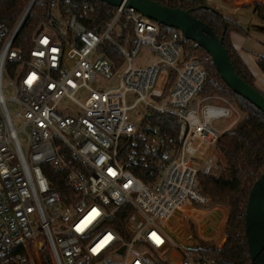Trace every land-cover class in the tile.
Returning a JSON list of instances; mask_svg holds the SVG:
<instances>
[{
  "label": "built area",
  "instance_id": "obj_1",
  "mask_svg": "<svg viewBox=\"0 0 264 264\" xmlns=\"http://www.w3.org/2000/svg\"><path fill=\"white\" fill-rule=\"evenodd\" d=\"M31 1L12 29L0 22V264H43L46 249L53 264H218L208 245L226 239L227 214L199 176L220 169L229 128L215 123L237 110L203 93L208 73L186 58L182 32L134 8L96 19L54 0L24 50L15 41Z\"/></svg>",
  "mask_w": 264,
  "mask_h": 264
},
{
  "label": "trees",
  "instance_id": "obj_2",
  "mask_svg": "<svg viewBox=\"0 0 264 264\" xmlns=\"http://www.w3.org/2000/svg\"><path fill=\"white\" fill-rule=\"evenodd\" d=\"M54 0H36L33 9L21 29L15 46L24 50L30 48L31 37L40 23L49 16V5ZM170 8H180L190 12L195 18L212 28L223 44L236 73L247 84L258 90L255 78L242 61L230 41V31L243 33V28L234 20L216 10L204 8L201 0H152ZM30 0H0V22L12 29L21 17ZM73 9L80 10L88 5L92 9L88 16L96 19H107L114 7L98 0H72ZM253 13L264 20V5L254 2L248 5ZM226 26V28L224 27ZM90 29L95 25L89 22ZM164 31L168 28L163 26ZM172 31V30H170ZM184 52L187 59H195L206 69L208 81L205 95H221L238 103L244 113L243 119L230 131L222 134L218 141V149L225 159V172L219 175L201 174L200 190L211 205H222L228 209L225 223L226 241L222 247L209 246L208 252L218 264H251V257L245 231V212L254 183L264 172V113L247 100L237 96L225 84L218 74L210 55L193 42L186 40ZM258 66L264 72V57L258 59ZM154 123L161 131L173 133L176 129L175 120L170 116L155 117ZM43 264H53L48 250L43 251Z\"/></svg>",
  "mask_w": 264,
  "mask_h": 264
},
{
  "label": "water",
  "instance_id": "obj_3",
  "mask_svg": "<svg viewBox=\"0 0 264 264\" xmlns=\"http://www.w3.org/2000/svg\"><path fill=\"white\" fill-rule=\"evenodd\" d=\"M35 0H32L33 3ZM114 8H134L142 16L158 24L182 32L189 40L207 52L225 84L237 96L247 100L264 113V95L247 84L236 73L223 39L210 26L180 8L163 6L152 0H98ZM206 9L214 10L208 6ZM226 28V26L224 25ZM245 231L251 264H264V172L254 183L245 212ZM224 245V244H223Z\"/></svg>",
  "mask_w": 264,
  "mask_h": 264
},
{
  "label": "rangeland",
  "instance_id": "obj_4",
  "mask_svg": "<svg viewBox=\"0 0 264 264\" xmlns=\"http://www.w3.org/2000/svg\"><path fill=\"white\" fill-rule=\"evenodd\" d=\"M201 1L204 2L206 6H208L210 8H213L214 10H216V11H218L220 13H224L225 12L226 15H229L231 13L232 8L229 7L227 4H225L224 0H201ZM254 1L260 2L261 4L264 5V0H254ZM257 19L258 20H256L254 22L256 24L252 23L251 28L255 29L256 31H260L261 30L262 32H264V20H262L261 18H257ZM258 36H260L259 39H262V40L264 39V36H262L261 34H259ZM261 53H263V55H264V51L261 52ZM148 58H150V57L149 56L145 57V56L140 55L135 60V64L146 65L147 62H148ZM166 72H167L166 70H163L162 73L160 74L157 82H156V88L159 89V90H162L163 87H164V83H165V81L167 79ZM4 85H5V95H6V97L10 98L11 96L14 95V89L9 85V80L7 78L4 79ZM212 97H213L212 98V102L213 103L221 104V105H231L234 108H236L237 114L232 119H230L228 121L222 120V121H219V122L215 123V127L218 128V129L229 128L228 131L232 130L244 117V113L239 109L237 101H235V100H233V99H231L229 97L221 96V95H213ZM8 106H9V109H10V111H11V113L13 115H16L18 113V106H17L16 103L8 101ZM60 108L63 111H70L73 108V104L70 101H66V102H63L60 105ZM15 123H16L17 126H19L20 121H19L18 116H15ZM228 131H226V132H228ZM208 155H210V147L202 145V146H200L196 157L199 160H205L208 157ZM214 157L218 161L220 169H218L213 174L214 175H219V174L224 173L225 169H226L225 159H224L223 155L220 153L219 149L216 150V152L214 153ZM215 206L216 207L218 206L219 209H222L228 215V209H227L226 206L216 205V204H215ZM176 227L178 228V224L176 225ZM202 228H204V227H202ZM225 241H226V239H221L217 243V247H222L223 244L225 243Z\"/></svg>",
  "mask_w": 264,
  "mask_h": 264
},
{
  "label": "crops",
  "instance_id": "obj_5",
  "mask_svg": "<svg viewBox=\"0 0 264 264\" xmlns=\"http://www.w3.org/2000/svg\"><path fill=\"white\" fill-rule=\"evenodd\" d=\"M254 0H224V3L232 8L231 13H221L222 15L235 20L244 30L243 33L236 30H231L230 41L233 48L238 52L244 64L248 67L253 77L255 78L256 87L264 93V72L258 66V59L264 57V39H259L264 32L256 31L251 28L257 18H259L248 5H252ZM228 13V12H227ZM256 24V23H254Z\"/></svg>",
  "mask_w": 264,
  "mask_h": 264
}]
</instances>
